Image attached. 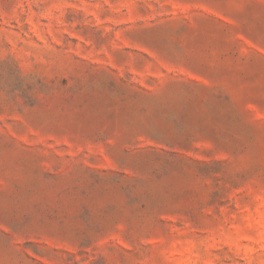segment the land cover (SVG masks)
Returning <instances> with one entry per match:
<instances>
[{
	"label": "rangeland",
	"instance_id": "rangeland-1",
	"mask_svg": "<svg viewBox=\"0 0 264 264\" xmlns=\"http://www.w3.org/2000/svg\"><path fill=\"white\" fill-rule=\"evenodd\" d=\"M0 264H264V0H0Z\"/></svg>",
	"mask_w": 264,
	"mask_h": 264
}]
</instances>
